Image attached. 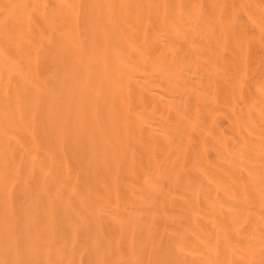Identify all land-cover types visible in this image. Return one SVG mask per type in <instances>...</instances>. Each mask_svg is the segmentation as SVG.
I'll return each instance as SVG.
<instances>
[{"label":"bare ground","instance_id":"6f19581e","mask_svg":"<svg viewBox=\"0 0 264 264\" xmlns=\"http://www.w3.org/2000/svg\"><path fill=\"white\" fill-rule=\"evenodd\" d=\"M260 122L264 0H0V264H263Z\"/></svg>","mask_w":264,"mask_h":264},{"label":"rangeland","instance_id":"374dc122","mask_svg":"<svg viewBox=\"0 0 264 264\" xmlns=\"http://www.w3.org/2000/svg\"><path fill=\"white\" fill-rule=\"evenodd\" d=\"M261 123H262V122H260V124H261ZM263 125H264V123H262V125H261L260 127H262ZM261 141H262V140H260V143H261ZM263 142H264V140L262 141V143H263ZM259 145H260V144H259ZM261 145H262V147H263V144H261ZM262 147H261V148H262ZM261 150H262V149H261ZM259 224H260V223H259ZM261 225H262V224H261ZM259 227H260V229H259ZM259 227H258V232H259L258 234H262V233L264 232V229H263L264 226L262 225V227H263V228H262V227L259 225ZM263 264H264V263H263Z\"/></svg>","mask_w":264,"mask_h":264}]
</instances>
